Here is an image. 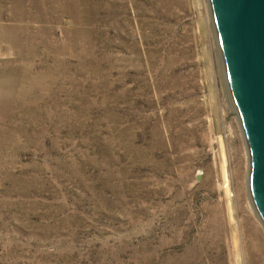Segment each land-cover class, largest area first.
<instances>
[{
    "label": "rangeland",
    "instance_id": "rangeland-1",
    "mask_svg": "<svg viewBox=\"0 0 264 264\" xmlns=\"http://www.w3.org/2000/svg\"><path fill=\"white\" fill-rule=\"evenodd\" d=\"M0 264H264L209 0H0Z\"/></svg>",
    "mask_w": 264,
    "mask_h": 264
},
{
    "label": "water",
    "instance_id": "water-1",
    "mask_svg": "<svg viewBox=\"0 0 264 264\" xmlns=\"http://www.w3.org/2000/svg\"><path fill=\"white\" fill-rule=\"evenodd\" d=\"M209 2L249 154V192L264 224V0Z\"/></svg>",
    "mask_w": 264,
    "mask_h": 264
},
{
    "label": "bare ground",
    "instance_id": "bare-ground-1",
    "mask_svg": "<svg viewBox=\"0 0 264 264\" xmlns=\"http://www.w3.org/2000/svg\"><path fill=\"white\" fill-rule=\"evenodd\" d=\"M222 162H223V160H222ZM222 168H223V166H222ZM227 184H228V182H227ZM243 184V183H242ZM229 186V185H228ZM243 187V186H242ZM229 191H230V189H228ZM242 191V190H241ZM226 193V192H225ZM229 194V193H228ZM231 195V194H230ZM232 195H233V193H232ZM230 197V196H229ZM232 197V196H231ZM228 200V199H227ZM231 209V208H230Z\"/></svg>",
    "mask_w": 264,
    "mask_h": 264
}]
</instances>
